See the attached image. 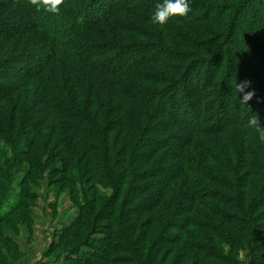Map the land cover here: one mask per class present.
I'll return each mask as SVG.
<instances>
[{
    "label": "trees",
    "instance_id": "obj_1",
    "mask_svg": "<svg viewBox=\"0 0 264 264\" xmlns=\"http://www.w3.org/2000/svg\"><path fill=\"white\" fill-rule=\"evenodd\" d=\"M238 1L188 0L186 16L161 26L150 20L157 2L64 0L51 13L0 0V138L33 171L52 165L77 184L78 172L90 187L89 198L73 189L83 199L52 247L61 261L238 264L245 253L264 264V142L246 127L253 114L264 126V4L260 20L258 0ZM247 10L254 21L240 18ZM113 30L146 41L121 46ZM96 72L112 78L100 93ZM243 81L255 93L247 104ZM98 121L102 142L86 143L77 132ZM1 156L0 194L14 167ZM26 188L0 196V242L14 244L7 225L31 206Z\"/></svg>",
    "mask_w": 264,
    "mask_h": 264
},
{
    "label": "rangeland",
    "instance_id": "obj_2",
    "mask_svg": "<svg viewBox=\"0 0 264 264\" xmlns=\"http://www.w3.org/2000/svg\"><path fill=\"white\" fill-rule=\"evenodd\" d=\"M202 1L210 2V0ZM211 1L214 2V0ZM137 2L141 3L142 5H148L151 4V2H161V0H137ZM258 2L259 3H256L254 5V11L259 15V19L263 20V15L260 12V8L264 4V0H258ZM248 11L249 10L242 12L240 18L244 19L247 22L254 21L256 18H252ZM130 12L133 13L135 11ZM124 13L125 12H123V14ZM198 20L201 19H195V21L191 23L190 28H195L197 25L203 26V21L200 22ZM130 22L127 23L132 29L138 31L141 30V28H144L147 30L146 26H143L141 22ZM254 26V29H262L260 28V23L255 22ZM161 33L164 34L163 32H160V30H156V34L159 35ZM112 34L113 37H110V39L113 40L112 43L117 39L119 41V43L117 44L121 46H124V43H138V41H146V39L144 40V38H137L134 35L127 34V37L125 34H117V32L114 33V30ZM256 35L257 37H259V34ZM126 38L128 39L124 41ZM161 40L165 41V38H161ZM159 42L161 41L157 40L156 43ZM260 46L264 48V43L260 42ZM178 55L181 54L177 53V56L175 55V57H177V60L181 63L180 59H182V57H178ZM111 79V77H108L103 73L96 72L94 86L97 92L99 91L100 93L101 91L105 90L109 86ZM105 118L106 115L103 114L101 120H105ZM99 123L102 126L106 127L105 123H102L101 121H98V123L92 122L88 127V130L84 129L80 133L77 132V134L80 138H84L86 143H88L90 139L89 137H92L93 135L98 137V140L102 142L105 133L100 131L99 127L96 126ZM64 132V129H60L59 133ZM107 135L108 134H106V136ZM108 143L109 140H107V144ZM0 146L2 147V150H0V156L4 151L6 159L10 161V164H14V167L11 169L12 173L10 176V184L8 182L6 183V189L2 190L3 192L0 194V196L3 195L4 191L6 192L10 189V196H13L15 198L16 194L20 192L21 189H27L26 186L29 187L31 193H34V198H30L27 200L31 206H27L25 211L16 212L14 215L15 217H12V219L14 218L13 221L7 225L8 232L6 231V233L11 235V237L14 238L15 241L14 244L11 242H7L6 240L0 242V264H66V257L64 256V261H61L58 256L62 254H55V249L52 250V247L53 245L57 246L59 244V242L62 240L66 233L65 226L70 225L72 223V220H74L79 214L78 206L80 203H82L81 200L83 199V197L80 195V193L73 194V189L82 187V190H85V196L89 198L88 196L90 195V187L87 185L85 179L78 172H74L72 175V177L74 176L77 178V184L74 183L73 180L69 182L65 175H56L55 177H53V175H51V168H53L54 166L52 165H49L50 167L45 165L40 167L38 171H33V169L27 164L29 160H25L24 162L21 161L19 159L20 156L16 155V152H13L12 149H9L8 145L3 142L1 138ZM107 146H109V144ZM20 150H24V148H21ZM217 157L221 156L217 155ZM4 161L5 159H1L0 164L2 165ZM42 161L45 162L43 157ZM28 175H31V177H27ZM61 179H65V182L62 183ZM208 187L209 188L204 190L203 192L209 193L216 192L217 190L227 192L221 186L216 187L213 185H208ZM13 191L15 193H13ZM99 191L107 196L112 193L111 189L104 188L102 186L99 187ZM227 195L229 196V192L227 193ZM0 213H2V209L0 210ZM19 214H21V216ZM21 220H23L22 226L20 224L16 227L14 225H11L12 223L16 224ZM94 236L95 238H100L101 234L97 232L94 234ZM73 239L70 240V242L74 243L75 241ZM96 247H98L97 244ZM87 249L88 251H93V248L89 249L88 247ZM80 251H82V249ZM84 251H86L85 248ZM96 252L97 251H95L94 254ZM97 255L99 254H96V256ZM246 257L247 256L245 253L241 254L240 257L237 258V263L249 264L251 261H246Z\"/></svg>",
    "mask_w": 264,
    "mask_h": 264
},
{
    "label": "clouds",
    "instance_id": "obj_3",
    "mask_svg": "<svg viewBox=\"0 0 264 264\" xmlns=\"http://www.w3.org/2000/svg\"><path fill=\"white\" fill-rule=\"evenodd\" d=\"M64 0H27V3L34 6L36 11H47L58 13ZM191 11L188 0H161L155 5V11L150 17L154 25H165L171 17L186 16ZM250 85V81H243L235 86L237 93H244L240 103L247 104L253 96L254 91L245 92V88ZM246 127L254 128L260 141L264 142V126H261L258 114L251 115L246 121Z\"/></svg>",
    "mask_w": 264,
    "mask_h": 264
}]
</instances>
